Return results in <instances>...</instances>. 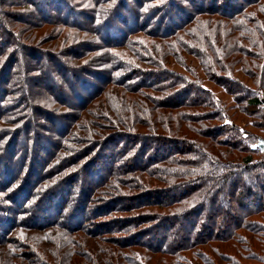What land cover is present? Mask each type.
Returning <instances> with one entry per match:
<instances>
[{
    "label": "trees",
    "instance_id": "16d2710c",
    "mask_svg": "<svg viewBox=\"0 0 264 264\" xmlns=\"http://www.w3.org/2000/svg\"><path fill=\"white\" fill-rule=\"evenodd\" d=\"M195 1L0 0V264H264V151L200 77L264 108V0Z\"/></svg>",
    "mask_w": 264,
    "mask_h": 264
},
{
    "label": "rangeland",
    "instance_id": "374dc122",
    "mask_svg": "<svg viewBox=\"0 0 264 264\" xmlns=\"http://www.w3.org/2000/svg\"><path fill=\"white\" fill-rule=\"evenodd\" d=\"M49 1L52 2L53 5H57L58 4V5H61L63 7V10L61 11L63 13V16H68V17L72 16V15H70L71 13H69V12L67 13V11L69 9L67 7H64L65 4H62L61 3V0H36V2H38L39 5H41V6H39V8H40L39 10L42 11V13H40L41 15H39V13L37 14L38 17L45 16L43 18H46V19H49L50 18V15H49L50 8H48V10H46L47 8L45 9V6H47V5H45V3L46 2H49ZM42 2H43L44 7H42L43 6L42 5ZM195 2H196L195 4H197V0ZM2 10L5 11V9L3 7H2ZM37 15H35V16H37ZM35 16H34L33 19L30 16L29 17L24 16V19L25 20L32 19V21L33 20L35 21V19L38 18V17H35ZM72 18H73V16H72ZM184 18H185V15L180 14V13H177L175 15V18H174V21H173L171 27H168L167 28L168 25H164L163 28H161V30H164L166 28L167 29L173 28L172 27L173 25L177 24V22L182 21ZM5 23H7V25H9V20L6 19ZM41 31H43V30L41 29ZM3 38H0V40L2 41ZM23 53L22 54L24 55V57H25V59H26L27 62H29L30 64L32 62H34V60L31 58L30 52L28 53V52H26L24 50ZM39 63H42V65L44 64V62H43V60H41V58L39 60ZM184 63H186L189 67L194 68L197 72L200 71L199 62L196 59H194V57H191L190 55H185ZM169 67H171L172 69H174L177 72H181V73L187 74V72L185 71L184 67L181 66L180 62L177 61L176 58L170 57ZM46 68L49 70L50 76H52V79H51V81L49 83L48 82L42 83L41 86H43V85L45 87L51 86V87L54 88V90H56V84L58 83V80L57 79L59 77L58 75L60 73H63V72L60 70L59 64H56V65H54L53 63L52 64H49V65L46 64ZM242 69H244V68H243V65H241V64H240V66L238 65L237 67H235V76H237L238 79L241 78L242 80L246 81L249 84V78L244 73V71ZM200 77L203 80V85H205L206 88L208 87V88L212 89L220 99H223V102H224L225 106L226 107L228 106L227 109L229 110V113L228 112L227 113L230 116H232V120H230V122L235 123L236 125H238V127L241 125L240 126L241 127V130L243 129L245 131L247 130V131H250V132H253V133L257 134V136L259 137L260 142L255 143L253 146L254 147H259L261 150L264 151V129H262L261 127H259V126H261V125H259L261 122L257 118V116L264 114V108H261L260 111H258V115L257 116L255 114L253 115L252 113L242 112L241 111V106L239 107V105L234 101V99L232 98V96L229 95L225 89H223V88L221 89L219 87L218 88L215 87L208 79H206V77L204 76V74L202 73V71H200ZM102 79H103V77H99L98 80L95 78L94 81L96 83H98V85H99V84H101ZM25 86L33 94H34L35 90H37L38 88H40L39 86H36V84L34 82H32V81H24V84H23V90L24 91H25ZM89 89L91 91L94 90L91 87H89ZM262 90L263 89H260L259 88L258 89V92H260V96L263 98L264 97V93L262 92ZM89 92L87 93V95H89ZM55 93H56V95H58L57 94V91H55ZM66 98H67V102H70V103H75L76 102V104L78 103V101H76V99L74 98V96L72 94L71 95H66L65 99ZM184 98L185 99L186 98L187 99H190V97H188V96H185ZM243 107H246V105H244ZM254 124H256V125H254ZM263 124H264V121H263ZM64 125H65L64 122L58 121L57 124L54 125V129L55 130H58L59 128H62ZM47 145H48V143H46V142L42 143L41 146H40L41 147L40 150H43V149L44 150L45 149L47 150L48 149ZM156 146L157 145H154L151 148L149 147V150L146 151V153H147L146 154V159L148 157H150V156L153 155V153L155 152ZM174 147H176V146L167 145V146L164 147L165 149L160 150V154L166 153L167 151L171 150ZM40 150H39V152H40ZM245 178H247V177H245ZM247 183H249L250 187L254 188V190H256L258 187L260 188V186L262 185V181L261 180H258V181L257 180H253V181L252 180H248ZM123 188H125V187H123ZM232 189H233V185H232V183H230V186L225 191V193H223L219 197L220 198L219 199V203L221 205L224 204L225 199H226L225 198L226 195ZM140 194H142V193H140ZM140 194H137V195H140ZM177 194L178 193L176 192V193H173L171 195H177ZM171 195L161 197V199H167ZM243 202H244V204L241 206L242 208L241 207L240 208H238V207L235 208L234 211H232V214L229 216V218L227 217L228 222H226L225 225L223 224V220L222 219H217L215 221L212 220V222H210L208 225L210 227L213 226L214 228L217 227V230L218 231H226L227 229H230L229 226H231V223L233 221H235L236 217L237 218L240 217V215H241V212L240 211L243 210L244 207L247 208V206L250 205L248 203L249 202V199L248 198H244L243 199ZM255 203H257V204H259V203L264 204V200L263 201H259V202H254V204ZM212 206H213L212 204L207 203L206 209H205V213H208L209 210L212 208ZM193 219H197V216H194ZM227 219H225V221H227ZM76 223H78L77 222V219H74V221H71V224H74L75 225ZM187 224L183 223V225H185L184 237H187L188 236V232H189L188 228H186V225ZM222 224H223V226H222ZM176 228H178V227H176ZM207 233L208 232H206V234ZM158 235L159 236L160 235L162 236V234H158ZM158 235H157V237H158ZM152 243H153L154 246L156 245V238L152 240ZM69 250L73 251V254L76 253V252L77 253L80 252L79 250H77V247H75V246H73V247L70 246Z\"/></svg>",
    "mask_w": 264,
    "mask_h": 264
}]
</instances>
